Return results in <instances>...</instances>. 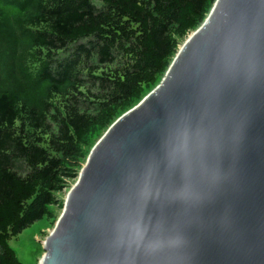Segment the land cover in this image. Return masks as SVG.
<instances>
[{"label": "water", "instance_id": "water-1", "mask_svg": "<svg viewBox=\"0 0 264 264\" xmlns=\"http://www.w3.org/2000/svg\"><path fill=\"white\" fill-rule=\"evenodd\" d=\"M40 264H264V0H217L90 153Z\"/></svg>", "mask_w": 264, "mask_h": 264}, {"label": "trees", "instance_id": "trees-1", "mask_svg": "<svg viewBox=\"0 0 264 264\" xmlns=\"http://www.w3.org/2000/svg\"><path fill=\"white\" fill-rule=\"evenodd\" d=\"M216 1L0 0V264H21L11 238L51 216L81 148L160 85Z\"/></svg>", "mask_w": 264, "mask_h": 264}, {"label": "rangeland", "instance_id": "rangeland-1", "mask_svg": "<svg viewBox=\"0 0 264 264\" xmlns=\"http://www.w3.org/2000/svg\"><path fill=\"white\" fill-rule=\"evenodd\" d=\"M192 34H189L183 40L182 44H179V50ZM105 132L106 129H100L96 134L92 135L90 141L88 139V143L81 148L82 158L77 161L78 167L75 169V176L67 179L65 187L57 194L58 204L50 207L51 216L45 215L42 219L30 225L23 232L12 237L9 241L10 248L15 252L21 264H40V260L44 255L43 243L55 229L63 213L65 200L71 189L77 183L80 172L86 165L90 152H92L91 149L102 139Z\"/></svg>", "mask_w": 264, "mask_h": 264}]
</instances>
